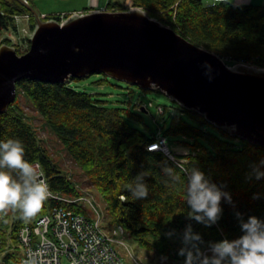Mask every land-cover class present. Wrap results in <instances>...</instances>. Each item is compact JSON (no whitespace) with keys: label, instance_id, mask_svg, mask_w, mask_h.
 <instances>
[{"label":"trees","instance_id":"16d2710c","mask_svg":"<svg viewBox=\"0 0 264 264\" xmlns=\"http://www.w3.org/2000/svg\"><path fill=\"white\" fill-rule=\"evenodd\" d=\"M128 1L108 0L105 10L142 8L192 42L217 53L229 65L245 63L264 68V6L237 5L229 0L209 4L204 0ZM26 14L32 20L33 32L35 17L25 4L19 0H0V37L6 31L20 33L15 16ZM41 17L62 20L59 14ZM3 43L16 46L18 53L23 54L30 47V37L24 36L13 43L7 36L0 40V45ZM69 82L52 84L22 79L17 82L15 102L0 114V143L19 140L25 149V161L31 165L39 163L52 193L65 198L85 196L43 144L36 126L28 120L22 96L45 119L68 156L83 170L89 185L103 198L109 217L105 227L122 226L125 235L138 246L185 262L191 251L196 257L193 264H201L207 246L242 237L243 225L249 223L250 217L264 224L263 146L233 137L228 129L218 128L198 111L178 104L188 119L175 114L164 136L183 135L190 139L186 143L191 146L190 153L176 154L187 159L181 166L162 151L148 149L158 134L150 135L130 123L132 118L141 119L140 114L130 108L108 106L89 92L73 88ZM151 90L162 92L160 89L146 91ZM2 156L3 149H0V159ZM184 167L202 172L223 194L215 222L207 218L197 221L191 215ZM0 172L21 184L33 180V176L6 165L0 166ZM141 185L147 189L144 197L134 194ZM56 207L90 214L83 200L70 203L50 197L32 217H25L19 205L0 212V264H12L18 259L19 230L34 225L38 217ZM189 229L199 240L186 243L185 234ZM182 249L186 250L184 254ZM221 264H228L227 259Z\"/></svg>","mask_w":264,"mask_h":264},{"label":"water","instance_id":"95a60500","mask_svg":"<svg viewBox=\"0 0 264 264\" xmlns=\"http://www.w3.org/2000/svg\"><path fill=\"white\" fill-rule=\"evenodd\" d=\"M33 13L30 47L0 45V114L17 98L22 79L68 83L94 73L160 89L172 101L198 111L233 137L264 147V68L229 65L144 9L92 10L64 20Z\"/></svg>","mask_w":264,"mask_h":264},{"label":"rangeland","instance_id":"374dc122","mask_svg":"<svg viewBox=\"0 0 264 264\" xmlns=\"http://www.w3.org/2000/svg\"><path fill=\"white\" fill-rule=\"evenodd\" d=\"M33 7L41 16L59 14L62 20L64 15H71L73 13H82L87 8H97L99 6H106L108 0H30ZM121 3H129L128 0H117ZM205 3H213L216 0H204ZM237 5L255 4L264 6V0H229ZM95 2V3H94ZM27 15V14H26ZM31 23L29 17H22L19 21L21 31L15 33L13 31H6L0 37L4 39L9 37L13 43H18L24 36H31ZM9 44V43H6ZM12 45V44H9ZM14 46V45H12ZM25 45H21V47ZM16 47V46H15ZM70 86L77 90H85L92 94L95 98L104 101V104L112 107H120L131 109L132 112L140 114L141 119L132 118L130 123L148 134L162 133L169 128L172 118L175 114H182L185 119L188 117L179 110L178 103L172 101L165 93L156 90L146 91L139 87L129 85L126 82L109 77L103 73H94L83 78L72 79L69 82ZM22 103L25 107L28 120L33 123L38 131V136L42 139L43 144L49 149L52 156L57 160L64 171L68 172L77 186L89 197L97 209L102 214V226L108 224V214L103 198L98 191L89 185L83 170L76 164L67 154L64 146L59 141L58 137L52 133L45 123V119L28 103L25 98L21 97ZM163 107V113L159 112L158 107ZM167 143L170 150L175 154L190 153L191 146L186 144L190 139L183 135H166ZM185 159L186 158H180ZM88 205V204H86ZM124 244L118 247L119 253L127 264H186L185 261H178L166 256H160L154 251L142 248L128 235L122 237ZM23 249H17V254L22 255Z\"/></svg>","mask_w":264,"mask_h":264},{"label":"built area","instance_id":"2783aa9c","mask_svg":"<svg viewBox=\"0 0 264 264\" xmlns=\"http://www.w3.org/2000/svg\"><path fill=\"white\" fill-rule=\"evenodd\" d=\"M22 17L28 15H16L15 19L19 23ZM158 110L163 112V107H158ZM148 149L162 151L181 166L186 162L170 150L166 136L160 131L156 140L148 145ZM33 167V179L41 178L47 183L39 163ZM184 170L187 169L184 167ZM48 197L70 203L83 200L88 204L90 214L56 207L38 217L34 225L23 226L18 233L19 247L23 252L12 264H127L118 250L124 244V228L120 225L113 228L103 227L102 214L89 197H60L50 189ZM218 245L207 246L203 251V259L215 257L223 261L225 258L216 251Z\"/></svg>","mask_w":264,"mask_h":264},{"label":"clouds","instance_id":"9594fccd","mask_svg":"<svg viewBox=\"0 0 264 264\" xmlns=\"http://www.w3.org/2000/svg\"><path fill=\"white\" fill-rule=\"evenodd\" d=\"M0 149H3L0 166L6 165L9 168L19 169L26 176H34V167L25 161V149L19 140L9 139L0 143ZM185 171L188 172L185 193L192 209L191 215L197 221L203 222L207 218V221L215 222L220 212L219 204L223 194L196 168ZM169 172L171 174L170 170ZM134 194L144 197L147 195V189L141 185ZM48 195L49 186L41 178H34L21 184L15 182L9 174L0 172V212L5 211L9 206L19 205L25 217H32L41 209ZM243 229L245 234L242 237L233 242H221L216 251L227 259L228 264H264V224H261L257 218L250 217L249 223L244 224ZM191 240H199V237L193 236L189 229L185 234V241L187 243ZM185 251L182 249L181 254ZM187 257L186 264H193L196 257H193L191 251H188ZM201 264H221V260L215 257L204 258Z\"/></svg>","mask_w":264,"mask_h":264},{"label":"crops","instance_id":"0c3cea01","mask_svg":"<svg viewBox=\"0 0 264 264\" xmlns=\"http://www.w3.org/2000/svg\"><path fill=\"white\" fill-rule=\"evenodd\" d=\"M95 2H96V5L99 4L98 0H96ZM95 2H94V3H95ZM213 3H214V2H213ZM92 8H94V7H92ZM105 8H106V6H99V7L94 8V9H95V10H105Z\"/></svg>","mask_w":264,"mask_h":264}]
</instances>
